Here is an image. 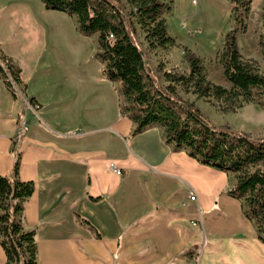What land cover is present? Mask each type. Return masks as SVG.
<instances>
[{"label":"crops","instance_id":"obj_1","mask_svg":"<svg viewBox=\"0 0 264 264\" xmlns=\"http://www.w3.org/2000/svg\"><path fill=\"white\" fill-rule=\"evenodd\" d=\"M162 2L188 47H223L230 0ZM0 53L25 86L14 97L0 77V176L19 155V179L34 183L23 226L37 264H264L231 172L174 149L155 125L132 136L119 83L64 75V13L0 0Z\"/></svg>","mask_w":264,"mask_h":264},{"label":"trees","instance_id":"obj_2","mask_svg":"<svg viewBox=\"0 0 264 264\" xmlns=\"http://www.w3.org/2000/svg\"><path fill=\"white\" fill-rule=\"evenodd\" d=\"M40 1L46 10L74 17L83 35L96 37L95 57L103 66L104 78L119 83L118 109L132 122V136L155 125L162 129L166 144L185 150L203 165L233 174L235 183L229 194L241 201L244 216L253 222L256 237L264 244V139L254 140L226 126H214L177 91L212 99L222 113H235L248 103L264 108V71L241 56L236 38L245 28L252 0H230L234 24L225 34L218 56L228 89L210 82L202 59L184 46L188 73L167 71L159 65L157 72L167 83L159 84L136 38L142 34L149 51L175 45L162 0ZM261 25L258 45L264 65V5ZM0 56L7 66V72L0 67V77L16 97L14 87L21 91L25 87L20 69L11 58ZM19 166L20 156L16 155L11 175L0 176V246L5 264H37L35 231L23 226L24 205L34 192V183L19 179Z\"/></svg>","mask_w":264,"mask_h":264},{"label":"rangeland","instance_id":"obj_3","mask_svg":"<svg viewBox=\"0 0 264 264\" xmlns=\"http://www.w3.org/2000/svg\"><path fill=\"white\" fill-rule=\"evenodd\" d=\"M263 5L264 0L258 5L255 2L251 3L249 17L247 16L244 21L245 28L236 35L241 56L246 60L256 62L261 71H264V65L258 45V38L262 32L261 9ZM168 16L169 13L164 14L166 22ZM167 25L168 32L175 41V45L172 47L149 51L142 34L139 33L136 38L159 84L162 86L167 84L163 80L162 73L157 72L159 65H162L167 71L188 73V67L183 60L181 49L184 46L202 59L205 72L210 82L228 89L230 85L224 79L218 61L222 47L220 49H212L197 45L190 48L187 46L184 35L178 32V30L175 31L171 20H168ZM96 52V37L94 35L85 36L80 33L75 18L64 13V75H74L73 78L76 81L73 82L76 85H80L85 81H91L94 75L104 77L102 75L103 66L95 57ZM117 86L119 95V85ZM17 90L21 91L19 88ZM177 91L183 101L193 103L203 117L214 126H226L233 132L244 134L254 140L264 139V108L261 106L248 103L235 113H222L212 99H197L194 95L186 94L179 88ZM120 101L121 99L118 101V104Z\"/></svg>","mask_w":264,"mask_h":264},{"label":"built area","instance_id":"obj_4","mask_svg":"<svg viewBox=\"0 0 264 264\" xmlns=\"http://www.w3.org/2000/svg\"><path fill=\"white\" fill-rule=\"evenodd\" d=\"M0 67H1L5 72H7V66H6V63L4 62V60H2L1 56H0ZM7 74H8V73H7ZM11 83L13 84L12 80H11ZM14 88H15V90H16V94H20V91H18L16 87H14ZM30 105H31V104H30ZM31 106H32V107H37V106H35V105H31ZM117 174L119 175L120 172L117 171ZM194 198H195L194 196H191V197H190L191 200H194Z\"/></svg>","mask_w":264,"mask_h":264}]
</instances>
